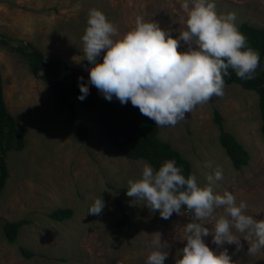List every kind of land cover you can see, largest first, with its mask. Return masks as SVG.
<instances>
[{
	"label": "rangeland",
	"instance_id": "rangeland-1",
	"mask_svg": "<svg viewBox=\"0 0 264 264\" xmlns=\"http://www.w3.org/2000/svg\"><path fill=\"white\" fill-rule=\"evenodd\" d=\"M185 0H0V36L32 44L45 55L88 73L82 35L88 11H102L123 35L135 26L137 16L157 21L175 38L185 28ZM189 8L191 0H188ZM218 14L235 13V24L264 28V0H212ZM184 46L178 51H184ZM102 55L99 59L102 60ZM264 69V61H263ZM0 74L8 111L17 127L25 131L23 150L8 154L9 178L0 192L2 222L28 220L17 241L9 243L0 232V264H144L153 250L152 233L159 231L170 244L165 264H175L185 243L183 226L191 213L181 210L168 219L143 205L131 204L125 195L127 181L139 179L145 161H133L116 151L101 126L100 118L78 99L73 103L77 121L90 130L81 144L70 114L50 87L36 78L25 58L0 45ZM224 131L232 134L249 152L248 167L235 170L219 142L215 113ZM259 96L237 84L225 85L223 95L197 105L175 126L159 127V138L172 145L192 166L198 186H211L214 193L228 190L237 202L244 200L246 213L264 219V140ZM207 162V166H206ZM216 170L222 179L209 182ZM105 207L99 215L88 214L95 198ZM72 209L71 219L56 222L49 215ZM223 214L214 209L201 221L210 234ZM128 216L129 224L119 228ZM242 247L225 244L236 264H264V249L247 251L252 237L235 232ZM210 248L211 235L204 238ZM24 251L32 253L27 257Z\"/></svg>",
	"mask_w": 264,
	"mask_h": 264
},
{
	"label": "clouds",
	"instance_id": "clouds-1",
	"mask_svg": "<svg viewBox=\"0 0 264 264\" xmlns=\"http://www.w3.org/2000/svg\"><path fill=\"white\" fill-rule=\"evenodd\" d=\"M182 7L187 9L185 28L175 38L157 21L142 16L136 17L132 29L118 35L117 27L102 11L89 9L81 39L90 67L85 82L81 83L84 77L77 78V99L83 101L92 85L105 100L115 98L122 105L130 101L157 127L175 126L195 106L223 95V77L229 75V69L239 78L250 79L260 57L245 47L246 37L235 24V13L218 14L212 0H191L190 8L185 0ZM182 46L186 50L178 51ZM213 179H222L220 170L208 176L209 182ZM127 185L125 195L134 198L130 205L143 201L163 219L173 213L181 215L182 206L190 211L191 221L183 226L185 243L175 264H236L232 259L235 252L229 255L224 247L234 244L240 250L241 240L235 232L252 237L247 248L250 254L264 249V219L248 215L247 203L237 202L232 192L225 190L221 195L210 185L200 187L191 173L186 178L174 159L165 160L158 169L145 161L140 178L129 179ZM105 203L102 196L95 198L88 214L99 215ZM216 208H222L223 214L210 234L201 221L212 217ZM151 235L153 250L144 264H165L170 244L159 231ZM209 235L215 248L205 243Z\"/></svg>",
	"mask_w": 264,
	"mask_h": 264
},
{
	"label": "trees",
	"instance_id": "trees-1",
	"mask_svg": "<svg viewBox=\"0 0 264 264\" xmlns=\"http://www.w3.org/2000/svg\"><path fill=\"white\" fill-rule=\"evenodd\" d=\"M239 31L246 37L245 47H250L259 53V63L250 79H242L229 69V75L224 76L225 85L237 84L245 90L255 91L259 96V106L262 117V137L264 140V28L256 27L250 23H243L238 27ZM0 45L9 47L13 52L25 58L30 66L31 73L42 82L46 83L56 94L59 103L64 106L70 114V122L75 127L77 139L81 144L89 140L90 130L81 126L77 121L76 111L73 103L68 99L72 96L77 99L79 92L78 77H84L85 82L88 73L69 67L64 61L45 55L38 48L26 42H19L7 36H0ZM79 100V99H78ZM89 111L96 114L101 121L105 136L113 148L124 155L127 159L147 161L154 169L165 160L174 159L181 167L182 174L187 178L192 174L191 163L181 153L175 150L171 144L159 138V127L150 118L142 115L137 107L131 105L130 101L121 104L117 99L108 101L99 94L98 90L89 85V94L81 101ZM215 122L220 129L219 142L235 170L248 167L250 155L247 149L230 133L223 129V119L218 112L215 113ZM25 131L17 127L16 120L8 111L4 95L2 76L0 74V192L5 188L9 178L8 154L11 150H23L26 140ZM182 211L190 213L182 206ZM74 215L72 209L56 210L49 218L56 222L71 219ZM129 218L126 216L118 225L119 228L128 226ZM30 223L28 220L19 222H2L0 217V232L9 243H15L20 229ZM27 257L32 253L24 251Z\"/></svg>",
	"mask_w": 264,
	"mask_h": 264
}]
</instances>
